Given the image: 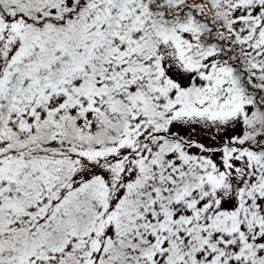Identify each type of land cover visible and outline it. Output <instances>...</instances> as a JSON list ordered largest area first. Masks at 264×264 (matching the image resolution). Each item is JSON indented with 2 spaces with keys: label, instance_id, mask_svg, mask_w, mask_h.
I'll return each instance as SVG.
<instances>
[{
  "label": "snow or ice",
  "instance_id": "1",
  "mask_svg": "<svg viewBox=\"0 0 264 264\" xmlns=\"http://www.w3.org/2000/svg\"><path fill=\"white\" fill-rule=\"evenodd\" d=\"M0 264H264V0H0Z\"/></svg>",
  "mask_w": 264,
  "mask_h": 264
}]
</instances>
